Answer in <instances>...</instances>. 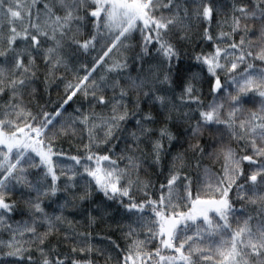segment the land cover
<instances>
[{
  "label": "trees",
  "instance_id": "16d2710c",
  "mask_svg": "<svg viewBox=\"0 0 264 264\" xmlns=\"http://www.w3.org/2000/svg\"><path fill=\"white\" fill-rule=\"evenodd\" d=\"M0 132V264H264V0H0Z\"/></svg>",
  "mask_w": 264,
  "mask_h": 264
},
{
  "label": "rangeland",
  "instance_id": "374dc122",
  "mask_svg": "<svg viewBox=\"0 0 264 264\" xmlns=\"http://www.w3.org/2000/svg\"><path fill=\"white\" fill-rule=\"evenodd\" d=\"M108 1V0H103ZM118 1V0H114ZM121 2H118L117 8L123 11ZM138 10H136L137 12ZM133 13L131 18L135 19L139 14ZM141 17V16H140ZM36 135H28L26 133H20L18 135H7L0 132V146L8 148V150L17 152L23 155L28 149L34 147ZM227 204L226 199H211L206 204L198 202L192 203V206L186 212L177 216H163L159 215V221L162 229V246L168 247L171 244L174 229L185 222L194 221L199 218H206L211 212L219 211L223 209Z\"/></svg>",
  "mask_w": 264,
  "mask_h": 264
}]
</instances>
